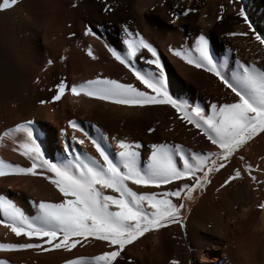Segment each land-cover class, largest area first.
<instances>
[{
	"label": "bare ground",
	"instance_id": "obj_1",
	"mask_svg": "<svg viewBox=\"0 0 264 264\" xmlns=\"http://www.w3.org/2000/svg\"><path fill=\"white\" fill-rule=\"evenodd\" d=\"M104 3L112 7L111 12L103 11L102 0H18L10 10H0V133L32 121V127L43 129L41 150L53 161L66 146L98 159L87 140L84 145L73 144L72 136L82 137L80 132L68 128L69 120L100 140L112 158L116 151L113 137L139 143L141 164L150 154L152 144L178 143L199 152L215 150L196 129L176 119L177 114L170 106L129 107L69 94L59 101L39 102L51 100L54 85L60 79L69 86L97 77L133 83L134 77L111 58L105 47L122 53L125 50L122 26H127L157 51L169 95L189 110L199 108L207 114L211 104L231 102L232 94L210 73L185 64L169 49L188 50L195 38L203 35L210 54L216 62H223L227 75L237 70V61L264 66V48L251 36L226 35L230 31H247L236 15L241 10L254 30L264 35V0H233L231 4L229 0H104ZM220 5H224V13L217 21ZM185 7L197 11L170 23L169 13L178 14ZM85 25L94 35L83 34ZM89 47L96 60L87 55ZM147 58L150 54L143 50L133 63L138 69H151ZM134 86L144 90L138 81ZM148 128L154 131L149 133ZM169 128L172 130L167 131ZM101 134L107 139H102ZM14 140L15 143L7 138L0 140V160L30 166L26 158L12 150L23 140V134L15 133ZM240 155L262 183L251 181L243 171V162L233 158L230 166L210 174L211 183L198 192L194 204L184 200V230L172 224L146 233L126 246L120 264H170L172 259L178 264H264V208L258 207L264 203V137L251 141ZM233 169L240 170L242 178L220 188ZM130 186L137 191H162L169 187ZM0 195L29 217L34 215L32 202H56L59 198L46 181L32 176L0 177ZM26 240L0 226V243ZM105 250L101 242H94L70 252L0 251V259L8 264H64L67 259L91 257Z\"/></svg>",
	"mask_w": 264,
	"mask_h": 264
},
{
	"label": "snow or ice",
	"instance_id": "obj_2",
	"mask_svg": "<svg viewBox=\"0 0 264 264\" xmlns=\"http://www.w3.org/2000/svg\"><path fill=\"white\" fill-rule=\"evenodd\" d=\"M232 2L229 0V4ZM17 3L18 0H2L0 10H10ZM102 3L104 12L112 11V7L104 3V0ZM196 11L194 7H185L178 14L170 12L172 19L169 22ZM219 12L217 21L222 19L224 5L219 6ZM236 15L247 26V31H230L226 35L230 38L251 36L252 40L264 48V35L254 30L245 12L241 10ZM122 30L125 50L121 53L107 45L105 47L111 58L126 69L134 77V82L138 81L144 90L134 86V82L121 83L107 77H97L71 86L60 79L54 85L51 100H41L39 103L59 101L65 94H69L72 97L83 96L129 107L170 106L177 114L176 119L196 129L215 150L199 152L186 149L178 143L152 144L150 154L141 164L139 143L113 137L116 151L115 158H112L100 140L91 137L75 121L69 120L68 128L80 132L82 137L72 136L73 144L84 145L87 140L98 154V159L75 147L66 146L59 158L53 161L46 158L41 150V141L45 135L43 129L32 127V121L16 124L0 133V140L7 138L15 143L14 134L22 133L23 140L12 150L26 158L30 166L23 167L0 160V177L41 178L55 189L59 198L56 202H32L34 215L29 217L13 202L0 195V216L3 217L0 226L16 237L27 238L24 243H0V251L48 252L56 249L70 252L77 246L101 242L107 250L91 257L67 259L64 264H120L126 246L146 233L172 224L184 230V200H191L194 191L206 190V186L211 183L210 174L230 166L233 158L238 157L243 162V171L251 181L262 183L252 175L253 167L244 161L240 153L251 141L264 137V66L237 61V70L227 75L223 62H216L210 54L208 42L203 35L197 36L188 50L169 49L173 56L185 64L210 73L232 94L231 102L213 103L207 114L199 108L189 110L169 95L164 83V68L157 51L138 33H131L127 26H122ZM83 34L94 35L87 25ZM143 50L150 54L146 63L152 66L151 69H138L133 63ZM87 55L92 60L97 59L90 47ZM147 131L152 133L154 129L148 128ZM63 134L64 130L61 129ZM101 138L107 139L103 134ZM241 178V171L233 169L219 187L230 186L233 181ZM130 185L138 189L169 187L162 191H137ZM258 207L264 208V203ZM0 264L8 262L0 259ZM170 264H178V261L172 259Z\"/></svg>",
	"mask_w": 264,
	"mask_h": 264
},
{
	"label": "rangeland",
	"instance_id": "obj_3",
	"mask_svg": "<svg viewBox=\"0 0 264 264\" xmlns=\"http://www.w3.org/2000/svg\"><path fill=\"white\" fill-rule=\"evenodd\" d=\"M101 25H104V24H101ZM197 194L198 192L197 191H194L191 195H192V199H191V202H190V205L194 204L195 203V200L197 198ZM188 200V199H186Z\"/></svg>",
	"mask_w": 264,
	"mask_h": 264
}]
</instances>
